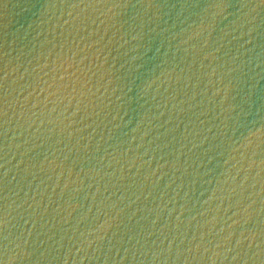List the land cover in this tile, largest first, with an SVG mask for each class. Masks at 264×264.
<instances>
[{
	"label": "water",
	"instance_id": "95a60500",
	"mask_svg": "<svg viewBox=\"0 0 264 264\" xmlns=\"http://www.w3.org/2000/svg\"><path fill=\"white\" fill-rule=\"evenodd\" d=\"M0 264H264V0H0Z\"/></svg>",
	"mask_w": 264,
	"mask_h": 264
}]
</instances>
